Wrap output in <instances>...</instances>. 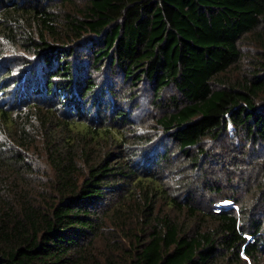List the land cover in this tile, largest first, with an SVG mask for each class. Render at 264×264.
Returning a JSON list of instances; mask_svg holds the SVG:
<instances>
[{"label": "trees", "instance_id": "trees-1", "mask_svg": "<svg viewBox=\"0 0 264 264\" xmlns=\"http://www.w3.org/2000/svg\"><path fill=\"white\" fill-rule=\"evenodd\" d=\"M46 2L0 0V39L16 41L37 57L33 95L40 92L42 98L24 93L13 108L0 105V125L14 141L8 151L0 142V264H114L109 257H91L88 249L107 214L124 212L126 199L135 205L137 220L122 230L126 248L112 244L125 256L121 264H261L264 215L250 206L259 197L264 200V160L257 163L262 179L244 195L232 180L223 186L219 179H207L199 166L211 154L203 144L207 140L219 146L225 136L240 138V151L231 143L230 152L221 157L228 164L242 162L250 147L264 146V105H256L264 92V0H87L82 18L64 16ZM85 36L91 66L100 70L107 61L117 69L119 84L130 86L123 95L130 103L141 83L156 96L153 102L164 91L174 92L168 103L157 104L152 116L156 128L169 137L171 150L147 158L133 153L132 147L147 139L129 130L133 145L128 146L124 128L133 124L115 105L105 104L107 118L94 117L102 120L98 126H91L88 114L60 119L59 108L63 115L79 117L81 104L90 103L94 112L106 95L115 96L108 87L96 91L92 75L71 63L69 58H77L76 46H71ZM248 36L256 41L258 57L246 71L238 70V79L221 83L220 76L243 58L240 42ZM0 83L1 93L8 85ZM11 94L15 100L18 91ZM26 122H37L55 135L60 130L59 141L69 147L50 152L52 176L36 189L27 188L32 168L28 166L26 176L21 171L33 138ZM73 127L79 129L71 138L67 132ZM74 142L84 157L85 145L107 151L79 175ZM171 151L200 169L198 183L193 178L185 186L162 182L159 169L166 171ZM132 156L142 159L131 161ZM194 188L209 193V206L200 207ZM230 201L238 208L223 203ZM162 209L196 223L187 227L170 213L161 215Z\"/></svg>", "mask_w": 264, "mask_h": 264}, {"label": "rangeland", "instance_id": "rangeland-1", "mask_svg": "<svg viewBox=\"0 0 264 264\" xmlns=\"http://www.w3.org/2000/svg\"><path fill=\"white\" fill-rule=\"evenodd\" d=\"M86 3L87 0H70L69 3H60V0H55L52 4L49 5L47 0L46 5L47 7H57V12L63 14L64 16L82 18V13H80V11L84 9L83 6ZM86 37L87 36H85L79 44H73L74 46H71H76L77 58L71 57L69 59L71 63H73L74 60L75 67L80 72H84L88 76L90 74L92 75L94 81L96 82V91L99 88L106 89V87H108L110 88V90L115 91V96H113V98H108L106 95V97L102 100V105L99 106L97 110H95L99 114H97L95 111L90 112V103L81 104L82 113H80L79 117L63 115L62 113H64V109H56L59 112L60 119H81L82 117H86L88 114V117H91L88 118L89 121H91V126H98V124H100V122L102 121L101 119H99L100 116H104L106 118L110 116V109L109 111L106 109L107 113L106 110H104L105 104L115 105L128 115L129 121H131V123L133 124V127L130 129L124 128L126 133L125 141H128V146L130 147L133 145L131 144V138L133 137L127 134L129 130H137V135L142 134L147 139L146 142L138 144L140 146L132 147L133 153L137 151V155H141L143 158H147L148 156L156 152L163 151L165 148L171 150L173 146L169 141V137L161 130L156 128L152 116L154 115V108L157 106V104L168 103V99L174 95V92L172 90L164 91L161 94V100H156L155 102H153L156 96H153L152 93H149L150 91L146 88V85L144 83H141L139 84L135 92L131 94V97L135 98L130 100V103L128 101L130 97L128 98L127 95L124 98L123 96L124 93L128 91L130 86L127 84H119V73L117 69L111 68L107 61L100 64V70H96L91 66L89 62L90 55H88V51L91 47L88 43L90 42H83L88 40ZM0 41V45L2 47L1 50H4V52L0 54V82L7 81L8 85V88L0 93V105H5L6 107L13 108L14 105L21 102L19 101V99L23 98L24 93L25 96L29 94L31 99L33 97H36V100H42L40 92L35 94L37 96L33 95V93H35V85L33 84L36 82L34 77L37 76L36 79H39V64L37 62V57H35L34 55L30 56V54L26 53L24 51V46L16 41H11L9 43L6 39H0ZM48 42H50V45L52 46L62 47L59 43H55L53 41ZM255 42L256 41L252 38V36H248L242 39V41L240 42V50L243 58L241 59L240 63H238V66L231 68L228 72H226L225 75L220 76L219 80L221 83H232L233 81L238 79L241 75L238 70L246 71L248 69L247 66L251 64V61L255 60L256 57H258V46ZM84 43L85 45H83ZM96 47L97 45H95V48ZM6 68L7 70H5ZM32 73H35V76H32ZM27 84L31 85L29 89L26 88ZM13 91H18V94L15 95V100L11 98V92ZM256 105L259 107L260 105H264V92L259 95L256 101ZM23 109L24 108L20 110ZM97 115H99V118L95 119L94 117H97ZM26 128L30 129L33 138L32 140H30L28 150L25 152L26 157L24 160V164H26V167L22 168L21 171L26 176L29 173L28 171H26L29 170L28 166L32 168L33 175L30 176L32 183L28 185L27 188L36 189L41 184H44L47 178L52 176V171L49 164L50 152L53 153L54 149L59 150V147L62 148L61 151L65 152L69 147L63 146V142L59 141V134H61L60 130L56 133V135L53 133H49L47 130H45V127L43 128L37 122H26ZM78 129V127H73L71 132H67V134L71 138H74ZM121 129L122 127L120 128V130ZM228 133L232 134V130H229ZM12 136L13 135H10L5 127L0 125V142L6 144V151L11 149V146L14 142ZM233 137L234 136H230L228 138L226 136L223 137L219 146L216 145V142L214 143V141H205L203 143L204 147L207 148L211 154H209L208 158L201 159L199 168L203 169V173L207 174V179L212 181H215V179H219L220 183L223 186L226 185L229 180L234 181V183H236V185H238L242 189L241 194L244 195L245 193L253 191L255 189L256 183L260 179H262L261 177H263L262 170L259 168L257 163L259 159H261L260 162L264 160V146L262 144H258L256 146L250 147L249 152L245 153L242 162L228 164V160H223L222 163L221 157L230 152V149H232V147L230 146L231 143H233L237 151H240V138L236 140ZM246 142V140L241 138L242 144H246ZM76 144L77 143L75 142L73 143V145L75 146L73 157L76 161V168H79V171H77L79 175H81L82 172L87 171L88 164L98 159V157H100V154L102 155L105 151H107V148L105 149L102 147L101 149H95L94 145H85L86 150L84 157V155H81L80 148H76L78 145ZM75 149L77 150L76 152ZM171 152V156H169V158H167V160L165 161L166 171H163V168L159 169V175L162 176V182L168 185L172 184L173 182L176 185L180 184L181 186H185V183L189 182L190 179L193 178L197 181L196 183H198L200 181L199 175H201V173H199L200 169L189 167V158H181V154H176L173 151ZM134 158H136V156H132L131 161H133ZM136 159L140 162L142 158L140 160L138 158ZM137 165L140 164L138 163ZM244 181H246L247 184ZM193 186L194 184H192V187ZM176 188H178V186H176ZM176 192L180 193L181 190H177ZM196 192L198 194V198L200 199V207L204 208L206 206H209V193L204 192L200 194V191L198 190H196ZM257 201H259L258 204L253 200V204H251L250 210L254 209L255 206H257V214L264 215V204L261 203L264 200L259 197ZM122 203V210L124 212L120 213L119 215H113L112 212H109L107 214L103 227L88 249L90 256L99 261L106 260L107 257H109L111 261L114 262V264H121V262H123V260L125 259V256L122 254V252L114 249L112 247V244L125 246L123 248L127 247V242L122 238V230L126 231L128 227H133L137 218L136 214L133 212L135 207L134 204H131L133 202L126 199ZM223 203L224 205L230 206L233 209L238 208L231 201L230 204L228 202ZM163 212L170 213L171 216H175L176 220L179 223L184 224L187 227L193 226V224L196 223L193 218L186 217L184 214L176 215V213L174 212H169V210L162 209L161 215H164ZM202 226L204 227L205 224H203ZM259 258L260 263L263 264L264 254H261ZM89 259L91 260V258ZM261 259L263 263L261 262Z\"/></svg>", "mask_w": 264, "mask_h": 264}]
</instances>
